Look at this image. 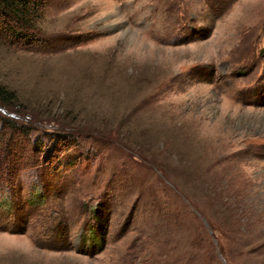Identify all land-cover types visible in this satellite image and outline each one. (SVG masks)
I'll return each instance as SVG.
<instances>
[{
    "label": "rangeland",
    "instance_id": "rangeland-1",
    "mask_svg": "<svg viewBox=\"0 0 264 264\" xmlns=\"http://www.w3.org/2000/svg\"><path fill=\"white\" fill-rule=\"evenodd\" d=\"M33 24L0 43L32 119L0 109L31 128H1L0 264H264V0H43Z\"/></svg>",
    "mask_w": 264,
    "mask_h": 264
},
{
    "label": "trees",
    "instance_id": "trees-1",
    "mask_svg": "<svg viewBox=\"0 0 264 264\" xmlns=\"http://www.w3.org/2000/svg\"><path fill=\"white\" fill-rule=\"evenodd\" d=\"M41 1L43 0H0V43L26 40L25 35L35 37L31 34L30 27H33L35 18L40 13ZM12 24L14 26H10ZM19 99L14 91L0 83V109L5 112H14L20 116V120H24L23 122L27 124L32 119L22 117L28 115L29 112L28 108ZM49 116L50 118L53 117L52 115ZM2 117L0 116V133L2 129L6 130L3 135L18 131L26 134L30 133L31 128H27V125L20 126L14 120L5 116Z\"/></svg>",
    "mask_w": 264,
    "mask_h": 264
}]
</instances>
